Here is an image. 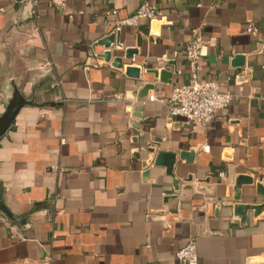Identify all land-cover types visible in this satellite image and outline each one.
<instances>
[{"label": "crops", "instance_id": "obj_1", "mask_svg": "<svg viewBox=\"0 0 264 264\" xmlns=\"http://www.w3.org/2000/svg\"><path fill=\"white\" fill-rule=\"evenodd\" d=\"M50 1L0 0V114L14 91L29 102L0 137V200L16 217L0 214V264H183L175 253L187 239L198 264H264V208L245 223L232 215L238 175L253 179L241 202L264 203V0H150L157 18L117 29L140 79L111 65L123 50L105 62L94 46L140 0ZM194 30L206 42L199 77L233 95L206 125L166 103L187 81ZM169 60L171 84L145 74L172 71ZM145 83L153 94L138 98ZM157 151L176 154L173 176L153 165Z\"/></svg>", "mask_w": 264, "mask_h": 264}, {"label": "built area", "instance_id": "obj_2", "mask_svg": "<svg viewBox=\"0 0 264 264\" xmlns=\"http://www.w3.org/2000/svg\"><path fill=\"white\" fill-rule=\"evenodd\" d=\"M27 1H30L33 7L37 4V0ZM49 5L64 9L66 0H51ZM32 13L34 18L38 17L34 9ZM111 13H115V11ZM157 17V6L150 0H140L135 12L117 20L115 27L117 30L122 26H136L142 21L150 22ZM245 32L251 35L258 34L257 28L250 23L246 24ZM205 44L202 35L194 30L191 39L183 48L184 59L188 66L187 81L173 86L166 101L169 115L184 120L186 124H208L213 119L215 112L225 109L233 98L230 92L221 91L216 81L199 77L200 60ZM149 100H153V97L150 96ZM175 257L183 264H198L195 241L187 239L176 251ZM42 264H52V257L46 255L42 259Z\"/></svg>", "mask_w": 264, "mask_h": 264}, {"label": "water", "instance_id": "obj_3", "mask_svg": "<svg viewBox=\"0 0 264 264\" xmlns=\"http://www.w3.org/2000/svg\"><path fill=\"white\" fill-rule=\"evenodd\" d=\"M118 30L115 32H111L109 35L104 36L98 39L94 46H100L103 48V51L97 56L102 58L105 62H108L113 54L114 50H123L122 57L114 56L111 60V65L115 68L123 69L124 73L133 78L140 79L142 77V67L138 64H125L123 65V60H132L134 55L137 54V50L133 48H122V46L118 42ZM111 45H114V49L111 50ZM169 64L173 65L174 68L172 71H168L164 68L160 69H146L145 74H150L154 79H157L159 82L163 84H171V78L173 74H178V70L175 67V62L173 60L168 61ZM233 66L236 68H241L244 65V57L243 55L236 54L232 58ZM154 85L150 83H145L142 85L140 91L137 92L138 98H146L153 93H148L149 90H153ZM29 104L28 101L23 99L18 91H14L12 96L9 98L5 110L2 114H0V137L12 126L14 117L20 107L23 105ZM146 151L148 153H155L154 147L150 145L147 146ZM176 154L172 152L165 151H157L153 160L154 166H161L165 168V172L167 175L172 174L173 165L175 162ZM192 152L181 151L179 152V158L189 159L191 160ZM146 166V163L143 164ZM143 177H148V170L145 169L143 172ZM253 183V179L247 175H238L235 179L234 183V194L232 200L234 204L232 205V215L237 217L240 223H245L247 221V212L253 211L254 215H258L260 211L264 208V203L260 204H250L244 203L242 201V194L240 192V187L242 185H251ZM173 189L178 190L177 181L173 180ZM255 193L256 196L264 198V187L261 183L255 182ZM0 214L4 215L6 219L11 221H16V217L13 216L8 209L4 206L2 201L0 200Z\"/></svg>", "mask_w": 264, "mask_h": 264}]
</instances>
